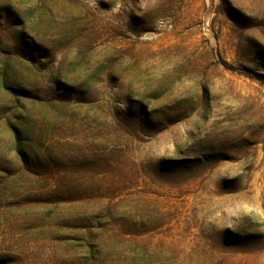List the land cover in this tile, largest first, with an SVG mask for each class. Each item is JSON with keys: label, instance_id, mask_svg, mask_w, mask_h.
<instances>
[{"label": "rangeland", "instance_id": "obj_1", "mask_svg": "<svg viewBox=\"0 0 264 264\" xmlns=\"http://www.w3.org/2000/svg\"><path fill=\"white\" fill-rule=\"evenodd\" d=\"M0 264H264V0H0Z\"/></svg>", "mask_w": 264, "mask_h": 264}]
</instances>
